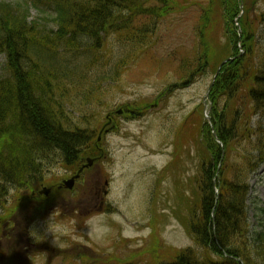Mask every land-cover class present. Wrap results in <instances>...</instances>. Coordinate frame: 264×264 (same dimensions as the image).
I'll use <instances>...</instances> for the list:
<instances>
[{
  "label": "trees",
  "instance_id": "16d2710c",
  "mask_svg": "<svg viewBox=\"0 0 264 264\" xmlns=\"http://www.w3.org/2000/svg\"><path fill=\"white\" fill-rule=\"evenodd\" d=\"M261 2L264 0H211L203 15L206 24L201 30L209 31L221 9L228 38L225 53L234 60L222 67L209 94L213 130L201 113L200 145L187 140L188 128L180 126L175 132L172 167L182 165L176 171L181 180L175 186L173 206L168 208L195 248L168 249L169 260L155 264H264V234L249 231L246 202L248 176L264 166V38L249 19ZM242 3L239 35L234 21ZM171 6L172 0L0 2V57L5 58L0 70V205L14 190L37 189L45 166L58 163L76 172L86 158L96 156V127L87 114L79 123L72 122L63 93L65 83L72 85L75 79H83L85 71L94 70L98 52L114 33L126 44L127 52L102 79L116 81ZM31 9L41 14L40 19L31 20ZM48 12L52 14L48 16ZM139 18L149 21L136 29ZM256 19L264 24V12ZM239 45L245 51L243 56ZM74 58L79 61L71 64ZM220 60L216 68L225 59ZM208 62L206 58L205 66ZM90 98L85 95L88 104ZM146 106H126V115L138 117ZM192 145L204 163L188 181L183 175ZM174 181H178L176 177ZM156 216L157 224L169 221L164 214L156 212Z\"/></svg>",
  "mask_w": 264,
  "mask_h": 264
},
{
  "label": "rangeland",
  "instance_id": "374dc122",
  "mask_svg": "<svg viewBox=\"0 0 264 264\" xmlns=\"http://www.w3.org/2000/svg\"><path fill=\"white\" fill-rule=\"evenodd\" d=\"M209 1L173 0V11L146 37L143 50L135 52L134 60L124 66L116 81L102 79L127 52L126 44L114 33L106 38L98 52L94 70L85 71L83 79H75L72 85L65 83L63 93L72 122L79 123L87 114L97 130L105 124L107 114L121 107L158 105L148 109L139 121L117 115L111 134L101 143L106 154L99 165L103 167V179L109 180L106 204H110L111 212L100 211L98 200L96 206L90 203L95 198L93 179L96 180L98 170L86 171L73 190L57 189L72 171L51 163L45 166L43 184L37 190L43 186L54 188L48 198L33 197V190L27 189L9 193L0 205V264H155L169 260L168 249L190 244L168 208L173 206L176 199L173 188L181 179L174 181L169 175L160 183L159 177L171 162L179 126L188 128V141L201 144L199 122L205 121L209 110L204 99L214 78L216 63L230 55L225 53L228 38L221 9L214 15L209 31L201 30L206 24L203 15ZM263 11L264 4L249 15L254 21V30L262 36L264 24L256 15ZM51 14L48 12V16ZM30 15L35 20L41 17L35 9ZM148 21L139 18L134 26L137 29ZM200 57L205 61H199ZM206 58L210 64L205 66ZM4 60L0 57V70L4 68ZM71 60V64L79 61ZM196 68L198 76L181 88ZM170 88V93L165 94ZM86 94L91 97L89 104L84 99ZM190 152L191 159L183 175L188 181L197 176L199 166L195 145ZM181 168L177 164L175 169ZM177 170H171V174ZM259 172L263 183L255 176L251 182L257 186L256 195L264 203V168ZM155 211L169 221H162L158 226L161 233L153 236L151 224L158 221ZM250 223L257 226L252 210ZM26 240L33 245L29 253L23 248Z\"/></svg>",
  "mask_w": 264,
  "mask_h": 264
},
{
  "label": "flooded vegetation",
  "instance_id": "af4514ba",
  "mask_svg": "<svg viewBox=\"0 0 264 264\" xmlns=\"http://www.w3.org/2000/svg\"><path fill=\"white\" fill-rule=\"evenodd\" d=\"M109 120L110 121L108 122V124L111 125L112 121H111V119H109ZM91 170H102V168L101 167H95ZM98 181L99 180L96 181V198L99 200L100 208H103L104 207V199L100 196L101 192L99 190V185H101V184Z\"/></svg>",
  "mask_w": 264,
  "mask_h": 264
},
{
  "label": "water",
  "instance_id": "95a60500",
  "mask_svg": "<svg viewBox=\"0 0 264 264\" xmlns=\"http://www.w3.org/2000/svg\"><path fill=\"white\" fill-rule=\"evenodd\" d=\"M89 163L92 164V161H90ZM73 183H74V179H72L69 182H65V187L68 188V189H72ZM48 192H49L48 190L45 191V194L48 195Z\"/></svg>",
  "mask_w": 264,
  "mask_h": 264
}]
</instances>
